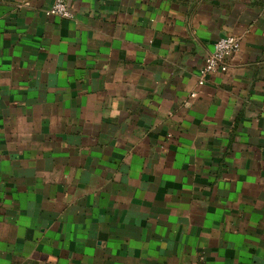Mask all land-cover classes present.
Instances as JSON below:
<instances>
[{"label": "crops", "instance_id": "0c3cea01", "mask_svg": "<svg viewBox=\"0 0 264 264\" xmlns=\"http://www.w3.org/2000/svg\"><path fill=\"white\" fill-rule=\"evenodd\" d=\"M54 1L0 0V264H264V0Z\"/></svg>", "mask_w": 264, "mask_h": 264}, {"label": "built area", "instance_id": "2783aa9c", "mask_svg": "<svg viewBox=\"0 0 264 264\" xmlns=\"http://www.w3.org/2000/svg\"><path fill=\"white\" fill-rule=\"evenodd\" d=\"M48 16L70 20L73 18V13L70 11L66 0H55L53 5L46 11ZM240 51V40L235 36H227L219 39L207 56L205 64L200 72V86H204L217 73H227L231 67V60ZM196 97L197 94H192Z\"/></svg>", "mask_w": 264, "mask_h": 264}]
</instances>
